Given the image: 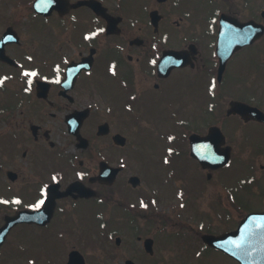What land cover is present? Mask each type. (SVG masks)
Listing matches in <instances>:
<instances>
[{"label":"flooded vegetation","instance_id":"1","mask_svg":"<svg viewBox=\"0 0 264 264\" xmlns=\"http://www.w3.org/2000/svg\"><path fill=\"white\" fill-rule=\"evenodd\" d=\"M78 1L36 9L34 0H0V227L18 218L0 237V264H264V222L257 237L235 234L249 212L264 211V164L242 188L263 200L250 210L222 174L217 188H206L217 171L237 164L228 138L226 167H204L191 154V133L217 124L216 88L228 75L218 81V19L209 54L205 33L189 22L188 0H97L106 10ZM131 6H143V15ZM230 9L219 13L245 20ZM153 10L163 16L158 23ZM167 50L182 51L172 59L179 63L159 68ZM261 98L247 102L264 112ZM233 117L245 129L244 145L264 158V120ZM165 122L180 135L154 132ZM149 136L167 144L166 157ZM180 153L202 176L177 172ZM102 165L118 171L103 173ZM167 171L180 187L206 192L167 194ZM122 209L132 243L121 236ZM223 234L225 249L211 243Z\"/></svg>","mask_w":264,"mask_h":264},{"label":"rangeland","instance_id":"2","mask_svg":"<svg viewBox=\"0 0 264 264\" xmlns=\"http://www.w3.org/2000/svg\"><path fill=\"white\" fill-rule=\"evenodd\" d=\"M6 5L13 6L15 4V0H4ZM188 6L187 8L191 10V13L189 15V20L192 25L199 26L204 28L205 30L208 28V22L205 24L204 20V14H207L205 8L199 7V3H201L199 0H188ZM208 2V0H205ZM217 0V6H221L223 9L226 8H234L230 9L232 11L238 10L239 14L242 18L249 19L253 14L257 15L258 18L264 19L261 16V10L264 9V0H232L231 4L228 0ZM231 1V0H230ZM111 2L115 3L114 0ZM245 3V4H244ZM210 8V5H208ZM198 8V9H197ZM132 11V14L135 16L143 15L144 9L143 6L133 8L132 6L130 9ZM203 10L202 15H200V11ZM194 21V22H193ZM211 29L209 30V35L207 40L205 41L206 46L208 47V52L211 54L212 52V46H211ZM216 102L215 104L214 112L212 113V117L215 120L213 123L219 124L224 131H226L227 138L230 143H232L236 148V155H238L237 160L235 163H237L235 166H231L228 170L217 171L216 174L212 176V178L209 180L211 182V185L209 187H206L208 190H211L212 188L218 187V180L220 177V174L223 175V180L228 183L227 188H229L234 194L238 195L236 198L237 201H239L243 206L249 207V209L258 208L262 205L263 200L260 198L259 195L250 196L249 193L242 191V188L244 186L249 185L253 178H251L250 174L253 173L257 176V173H260V170L258 169L259 165L261 163L264 164V158L261 160L257 159V152L256 147H252L251 145L245 146L243 143V137L245 136V129L242 128L241 121L236 118H228L226 111L229 106V101L232 99H239L242 98L244 100H251L253 104L258 103L262 100L261 96L264 98V40H262V43L260 45H254V47H250L243 52H241L234 60L231 62L228 70V75L226 82L221 85L217 86L216 88ZM205 113L206 117H209L208 115V107L206 106L205 109L202 110ZM208 115V116H207ZM208 125V124H207ZM209 126V125H208ZM174 125L167 124V122L159 124L158 128L160 130H154L156 133H174L177 134V136L180 135L182 132L181 127L178 126L175 127ZM197 127H206V125H195L190 126V129H194ZM174 128V129H173ZM1 122H0V130ZM173 129V131H170ZM203 131V130H202ZM151 142H154L156 144L155 150L159 154H161L162 158L167 156V144L161 140L160 138H156L154 136L147 137ZM255 138L252 137V144L254 143ZM243 151V152H242ZM181 158H178L179 163L176 164L178 167V173L184 178H188L186 174L193 175L195 177L202 176V174L199 172L196 163L188 157L187 154L183 155L182 153L179 154ZM240 156H242L243 160H245L247 167L244 165L238 163L241 161ZM248 157V158H246ZM39 166H42V163H38ZM251 173L249 172V170ZM167 175V177H165ZM191 181L193 180L192 177L188 178ZM163 187L166 189V193L168 194H175V196L178 199H181V192L182 190L183 194H187L188 191L190 192V195L193 192L196 193H204L206 192L203 189H200L198 191H193V186L190 187V185H185V187H180V182H178L176 176L171 172H162L161 177ZM199 183H203L202 179L200 178ZM221 188V186H219ZM218 188V189H219ZM222 189V188H221ZM207 190V191H208ZM257 191V189H254ZM239 193V194H238ZM132 198V192L129 194ZM209 198H212L210 195ZM123 201V200H121ZM222 201V200H221ZM126 204V203H122ZM214 206V204H213ZM216 206H218L216 204ZM194 207V206H193ZM121 208V207H120ZM132 209V205H131ZM234 213H236L235 209H231ZM128 210L122 209L119 212V216L117 218V221L120 220L121 223V236L127 234L128 238L127 241L132 243V232L128 230V225H125L128 222V218L125 214V212ZM194 211L196 209L194 208ZM200 212H204V210H199ZM210 212H213L210 210ZM129 213V212H128ZM114 214H117L116 212ZM113 214V215H114ZM125 231V232H123ZM130 235V236H129ZM114 244V241L111 242Z\"/></svg>","mask_w":264,"mask_h":264},{"label":"water","instance_id":"3","mask_svg":"<svg viewBox=\"0 0 264 264\" xmlns=\"http://www.w3.org/2000/svg\"><path fill=\"white\" fill-rule=\"evenodd\" d=\"M93 2L94 1L91 0L84 1L83 3L93 4ZM263 32L264 26L255 21L240 23L232 19L227 20L218 46V54L220 57V74L223 73L227 61L236 50L252 43L255 39L260 37ZM259 112L260 111L258 108L236 100L231 101L230 108L228 110L229 114L239 113L247 119H258ZM121 139L124 138L121 137ZM121 139L119 140L121 141ZM190 141L192 146V155L197 157L204 167L216 168L228 162V156L230 155L231 150L230 148H225L222 146L225 142V136L219 127H211L209 133L205 136L193 134L190 137ZM102 168L105 169L104 171H107V168H104V165H102ZM261 217V214H253L250 215L246 220L255 221Z\"/></svg>","mask_w":264,"mask_h":264},{"label":"snow or ice","instance_id":"4","mask_svg":"<svg viewBox=\"0 0 264 264\" xmlns=\"http://www.w3.org/2000/svg\"><path fill=\"white\" fill-rule=\"evenodd\" d=\"M42 203V202H41ZM37 206H39V205H37Z\"/></svg>","mask_w":264,"mask_h":264}]
</instances>
